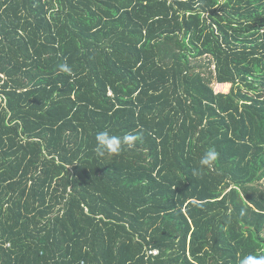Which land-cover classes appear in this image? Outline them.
I'll use <instances>...</instances> for the list:
<instances>
[{"label": "trees", "instance_id": "1", "mask_svg": "<svg viewBox=\"0 0 264 264\" xmlns=\"http://www.w3.org/2000/svg\"><path fill=\"white\" fill-rule=\"evenodd\" d=\"M246 256H264V0H0V264Z\"/></svg>", "mask_w": 264, "mask_h": 264}, {"label": "clouds", "instance_id": "2", "mask_svg": "<svg viewBox=\"0 0 264 264\" xmlns=\"http://www.w3.org/2000/svg\"><path fill=\"white\" fill-rule=\"evenodd\" d=\"M61 70L67 71V66L61 65ZM96 141V151L100 156H103L105 152H115L120 144V138L110 135L107 131L98 133L96 136ZM123 141L127 143L129 147H131L133 137L131 135H125L123 137ZM216 159L217 153L215 152V150H209L200 157L199 165L201 167L211 168ZM193 174L198 175L199 173L196 169H194ZM240 264H264V256H246L240 261Z\"/></svg>", "mask_w": 264, "mask_h": 264}, {"label": "rangeland", "instance_id": "3", "mask_svg": "<svg viewBox=\"0 0 264 264\" xmlns=\"http://www.w3.org/2000/svg\"><path fill=\"white\" fill-rule=\"evenodd\" d=\"M217 88H219V86H217ZM224 89H226V87H223Z\"/></svg>", "mask_w": 264, "mask_h": 264}, {"label": "built area", "instance_id": "4", "mask_svg": "<svg viewBox=\"0 0 264 264\" xmlns=\"http://www.w3.org/2000/svg\"><path fill=\"white\" fill-rule=\"evenodd\" d=\"M154 253H157V251H154Z\"/></svg>", "mask_w": 264, "mask_h": 264}]
</instances>
